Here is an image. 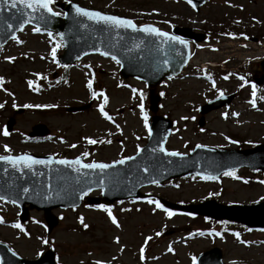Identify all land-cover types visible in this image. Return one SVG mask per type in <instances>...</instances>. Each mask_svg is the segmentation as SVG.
<instances>
[{
  "label": "rangeland",
  "instance_id": "rangeland-1",
  "mask_svg": "<svg viewBox=\"0 0 264 264\" xmlns=\"http://www.w3.org/2000/svg\"><path fill=\"white\" fill-rule=\"evenodd\" d=\"M70 1L124 15L137 23L152 22L164 29L172 22L212 31L233 30L229 32L233 36H220L215 41L210 39L199 45L194 55L195 65L201 68V62H217L227 69L240 68L239 65L251 58V63H246V70L239 69L235 75L232 71H214L211 73L213 79L201 78L203 71L200 70L197 77L167 80L156 88L160 94L167 91L162 97L159 113L175 121L167 147L188 152L196 144L235 145L229 134L250 143L264 140V88L259 92L262 100H255L253 85L243 75L254 73L258 67L256 60L264 56V0H208L200 11H196L187 0ZM33 28L27 27L17 37L20 42L13 40L7 47L0 48V78H3L0 81V105H3L0 107V155L27 151L74 157L88 152L87 161L112 162L135 154L137 146H143L149 134L144 126V115L149 127L152 114L149 110L150 93L145 83L132 78L122 79L119 64L101 55H90L71 69L61 68L57 60L63 52L61 41L48 33L33 32ZM56 44L61 47L57 48L54 61L51 51ZM6 57L15 59L9 61ZM225 76L228 78L224 79ZM241 76L244 80L240 79ZM29 80L33 81L31 87ZM89 80H92L91 90L87 87ZM241 84L244 87H240ZM92 91H102L108 98L104 109L112 117L111 121L99 112L98 106L103 103L104 96L93 98ZM220 91H237L239 95L230 109L208 114L206 126L198 127V106ZM253 99L255 107L250 103ZM91 100L94 104L83 111L67 110ZM13 104L33 107L15 113ZM35 105L55 107L37 108ZM233 112L238 115L233 116ZM12 116L16 118V125L13 132L5 136V123ZM40 122L51 128V136L39 141L29 140L28 133ZM85 137L109 142L88 144ZM5 145L9 152L5 151ZM235 174L240 179L223 176L218 180L204 181L194 177L147 186L143 189L147 196L142 200L119 202L111 208L119 228L111 223L106 212L83 203L75 210L56 209L60 221L51 234H47L42 212L32 211L31 219L25 223V235L24 231L13 227L19 222V207L0 201V240L7 241L18 254L30 259L53 248L59 264H93L96 260L110 264H193V257L197 262L199 253L214 246L222 249L226 263L264 264V230L208 222L203 217L195 218L177 211L168 217L163 209L154 210L155 206L147 203L149 198L158 200L159 196L194 203L215 196L223 203L246 204L264 198V183L260 182L264 180L262 173L244 169ZM80 217L88 228L81 225ZM156 232L161 235L156 236ZM216 232L220 235H215ZM236 233H239V240ZM117 237L119 244L115 242ZM145 237L152 239L145 245V259L141 260L139 249L144 245Z\"/></svg>",
  "mask_w": 264,
  "mask_h": 264
},
{
  "label": "water",
  "instance_id": "water-1",
  "mask_svg": "<svg viewBox=\"0 0 264 264\" xmlns=\"http://www.w3.org/2000/svg\"><path fill=\"white\" fill-rule=\"evenodd\" d=\"M192 1L199 10L206 0ZM72 4L78 5L70 2L63 6L67 13L66 16L53 17L47 24L33 19L30 24L57 34L63 33L62 37L58 35L65 46L64 53L60 55L62 63H74L82 56L94 52H108V56H116L121 63L120 73L123 77L133 76L145 80L151 87V109L156 112L160 96L154 94V87L165 77H170L182 70L190 55V42L186 39L192 37L199 39L198 36L192 32L191 28H176L175 36L186 41L185 46L179 42L161 44L163 37H156L138 30L116 28L105 30L107 27L105 25L96 24L86 17H76L71 7ZM33 15L37 16L39 13ZM20 16L21 14L14 9L9 8L7 11L0 9V45L7 43L12 38L13 32L17 35L21 31L19 29ZM9 24L13 25L11 29L8 28ZM80 24H83L84 27H80ZM150 25L158 28L153 24ZM96 49L100 51H96ZM165 59L168 61L166 66L162 64ZM157 66H159V70H155ZM258 81L261 82L262 79ZM232 97L221 96L204 105L201 111L205 113L213 108L227 105L231 102ZM89 105L70 108V110H83ZM22 110L21 108L20 111ZM14 123L15 120L10 119L7 129L12 130ZM203 123L204 121L201 119L200 125ZM172 125L173 122L170 119L155 114L150 126L149 141L138 154L133 156L135 159L126 161L124 165H115L113 168L106 169L104 173L98 169H81L80 172H75L71 167L56 164L55 161L58 158L53 156H51L52 164L33 165L30 170L25 168L18 171L7 162L0 161V196H4L6 200H15L21 206L22 220L29 216V208L26 204L29 203L31 208L43 209L49 224V231H51L58 223L52 209L78 206L82 200L79 192L86 191L88 186L92 189H100L101 177L105 180L103 197L90 199V203L112 204L115 200L138 197L141 195L139 189L151 184L150 179H156L158 183H163L167 179L191 174L217 177L226 170L238 169L243 166L264 171V144L251 149H219L202 145V147H196L190 154H183L179 157L167 156L159 151V146L162 143L165 148L167 138L172 131ZM49 132L46 125L38 124L33 128L31 134L46 135ZM28 155L42 160H47L50 156ZM81 161L85 163L82 157ZM144 168H147L148 172H144ZM89 181L91 184L88 183ZM23 188H28L29 191L24 193ZM161 201L172 209L202 214L218 220L237 221L251 227H264V202L252 205H224L216 200H208L198 204L182 205L165 199H161ZM0 257L1 264H56L52 250L46 252L39 259L29 260L20 257L3 243H0ZM198 264L225 263L222 261L221 250L214 248L201 254Z\"/></svg>",
  "mask_w": 264,
  "mask_h": 264
},
{
  "label": "snow or ice",
  "instance_id": "snow-or-ice-1",
  "mask_svg": "<svg viewBox=\"0 0 264 264\" xmlns=\"http://www.w3.org/2000/svg\"><path fill=\"white\" fill-rule=\"evenodd\" d=\"M55 0H0V9H3L4 11H7L9 8L14 9L17 13H20L21 16L19 17V29L23 30L25 25H28L32 22L33 19H36L37 21L43 22L45 24H47L53 17H59L61 15H67V13H61L59 11H54L52 5H54ZM70 2V0H69ZM227 2V0H226ZM187 3H189L190 5H192V7H196L195 4L192 3V0H187ZM73 12L75 13L76 17H86L89 21H93L96 24H102L107 26L105 28V30H107L108 28H116V29H131L133 31H140V32H144L146 34L149 35H154L156 37H163L164 39L161 40V44H164L166 42H179L180 44H183L186 46V41H184L183 39H181L179 36H175L172 35L168 32H164L161 31L160 29L153 27L150 24H144V25H140L139 27L133 22V20L131 19H127V18H122L119 16H115V15H110V14H106V13H102L100 11H96V10H89L83 7H80L78 5L72 4L71 5ZM30 10V11H27ZM34 13H39V15L34 16ZM47 14V15H46ZM255 19V18H253ZM239 21H237L238 23ZM77 23H79V21H77ZM165 23H167V21H165ZM13 25L9 24L8 28H12ZM80 27H84L83 24H80ZM41 29L39 27H34L32 29L33 32H39ZM48 35L51 37L52 33L49 32ZM57 35H60L61 37L63 36V33H58ZM227 35L229 36H233V33H227ZM243 35V34H241ZM12 39L13 40H17V36L15 34V32L12 33ZM245 39H247V37H245ZM61 47L60 44H56L51 51V56L53 58V60L55 61L56 59V50L57 48ZM96 51H100L99 49H96ZM104 56H108L109 53L108 52H103L101 53ZM114 61H116L117 64L120 63V61L116 58V56H112L111 57ZM7 60L12 61L15 58L14 57H6ZM163 65H167L168 61L165 59L164 61H162ZM155 70H159V66H157V68ZM39 75V74H37ZM228 77L225 76L224 79H227ZM3 78H0V81H2ZM169 79H171V77H169ZM241 80H244V77H240ZM29 86L31 87L33 85V81L29 80L28 81ZM87 87L89 90L92 89V80H89L87 83ZM240 87H244V84H241ZM132 91L135 93L136 89H132ZM93 98H95L97 95L100 96H104V93L101 91L100 93H97L95 91L91 92ZM161 95H163V93H161ZM252 96L255 97L256 96V86L253 85L252 86ZM143 98V94L141 93V99ZM107 97L104 96V101L103 103H101L98 107H99V112L101 114V116H103L105 119L111 121L112 117L105 111L104 109V104L107 103ZM250 103L252 104L253 107H255V100L253 99L252 101H250ZM3 105H0V107H2ZM13 107H16L15 104H13ZM24 107H33V105H24ZM34 107L40 108V107H55L54 105H35ZM141 113L143 115V107L141 105ZM225 116L227 114H224ZM233 116H237L238 113L233 112L232 113ZM181 119H187V117H181ZM144 126L145 128H148V123H147V116L144 115ZM117 129H119V126H117ZM201 131H203V129H201ZM5 136L8 135L7 130L4 131L3 133ZM149 135H151V131L149 130ZM86 140V142L88 144H97V143H107L109 141H97L88 137L84 138ZM227 139V137H226ZM232 143H237V141H231ZM69 147H75V145H69ZM197 147H202V145H197ZM5 151L9 152L10 149L7 147V145L4 146ZM140 148L139 146H137V153H139ZM153 151H156V149H153ZM159 151L162 153H165L167 156H171V157H179L182 156L183 153H180L178 151H166V149L164 148V145L161 143L159 146ZM84 157H87L89 155L88 152H83L81 154ZM135 157L133 156H123L122 158L118 159V160H114L111 164L108 163H102V162H96L93 161L91 163H82L81 161V157L77 156L76 158L72 159V160H68V159H57L55 161L56 164H60V165H66L68 167H71L73 169V171L75 172H80L81 169H91V170H100L101 173H104V171L106 169H110L113 168L115 165H124L126 161H131L134 160ZM0 161H5L7 162L9 165H11L13 168H15L16 170H21V169H32L33 165H50L53 163V158L51 156H49L47 158V160H42V159H36L28 154H22V155H17V156H12V155H0ZM144 172H148L147 168L143 169ZM224 176H231L233 178L236 179H240V177L236 176L235 171L233 169H229L224 171L223 173ZM200 178L204 179V180H215L217 179V177L215 176H211V175H202L200 174ZM152 184H158V181L156 179H150L149 181ZM261 183H264V180L260 181ZM89 184H91V181L88 182ZM104 183L105 180L103 177H101L99 184H100V189L101 192H103V187H104ZM92 187L88 186L86 191L85 190H81L79 192V196L82 199L84 196L88 195V193L92 192ZM29 191L28 188H23V192L27 193ZM5 197L4 196H0V201L4 200ZM11 203L15 204L16 201L12 200ZM147 203L150 205H154L155 209H163L164 213L168 216L171 217L173 216L175 213L171 210H169L168 208H166L159 200H155V199H151L149 198L147 200ZM97 209H100L104 212L107 213L111 223L113 225H115L117 228L120 227L116 217L113 215L112 210L109 206L104 205V204H97L94 206ZM79 221L81 223V225L84 228H88V225L86 223H84L83 217L79 218ZM0 222H2V218H0ZM13 227L20 229L22 232L24 231V229L22 228V226L19 223H15L13 225ZM25 235H27V233H24ZM156 236H160L161 233L160 232H156L155 233ZM201 235H203V233H201ZM215 235L219 236L220 233L216 232ZM236 238L239 240V233H236ZM152 237H145L144 240V245H142L139 249L140 252V259L144 260L145 259V245H147L148 241L151 240ZM115 242L117 244H119V238L117 237L115 239ZM243 243V241H241ZM44 243H48L47 241H44ZM123 249L121 248V251ZM168 251L171 252L172 248L169 247ZM113 259H115V257H113ZM193 264H196V258L193 257ZM93 264H110V262H105L102 260H96L93 262ZM231 264H236L235 261L231 262Z\"/></svg>",
  "mask_w": 264,
  "mask_h": 264
},
{
  "label": "flooded vegetation",
  "instance_id": "flooded-vegetation-1",
  "mask_svg": "<svg viewBox=\"0 0 264 264\" xmlns=\"http://www.w3.org/2000/svg\"><path fill=\"white\" fill-rule=\"evenodd\" d=\"M170 29H172V26H170ZM261 61V60H260ZM260 61H258L257 63H259L260 64Z\"/></svg>",
  "mask_w": 264,
  "mask_h": 264
}]
</instances>
